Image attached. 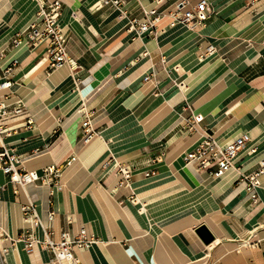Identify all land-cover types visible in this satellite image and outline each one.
Returning a JSON list of instances; mask_svg holds the SVG:
<instances>
[{
	"label": "crops",
	"instance_id": "0c3cea01",
	"mask_svg": "<svg viewBox=\"0 0 264 264\" xmlns=\"http://www.w3.org/2000/svg\"><path fill=\"white\" fill-rule=\"evenodd\" d=\"M60 1L67 52L80 65L75 81L66 65L48 69L43 43L13 44L35 18L36 1L0 0V81L12 82L7 103L25 106L0 119V145L27 170L58 167L62 186L52 197L39 182L15 194L0 168V245L7 249L0 264H48L47 249L28 252L17 240L31 230L22 214L28 202L53 240L82 226L97 240L86 250L74 247L81 264H264L262 243L236 251L250 239L264 241V171L252 192L243 178L264 159V0H206L208 18L193 28L172 23L167 12L179 1L199 0H164L156 34L140 37L117 10L97 9L98 0ZM124 8L130 17L143 16L134 0ZM208 44L216 51L200 59ZM85 113L98 132L88 143ZM191 114L202 119L198 131L187 133ZM202 131L221 144L250 135L235 161L240 173L213 177L185 162ZM118 165L131 167L127 184L120 185ZM202 224L214 236L209 244L195 232ZM32 230L43 236L39 226Z\"/></svg>",
	"mask_w": 264,
	"mask_h": 264
},
{
	"label": "built area",
	"instance_id": "2783aa9c",
	"mask_svg": "<svg viewBox=\"0 0 264 264\" xmlns=\"http://www.w3.org/2000/svg\"><path fill=\"white\" fill-rule=\"evenodd\" d=\"M38 5L35 18L16 36L13 44L21 43L24 39L29 48L43 43L45 49L43 52V59L45 60L48 69L53 70L66 65L69 69L70 76L76 80V73L80 67L76 58L69 55L66 48V36L59 24V16L61 14L62 2L60 0H35ZM130 0H98L95 7L97 9L102 7H110L118 11V19H127V29L134 31L135 35L140 37L145 34L155 35L156 25L161 20L165 12L159 11L157 5L164 0H151L154 6L146 8L137 2L141 9L142 18L130 17L128 11L124 8L125 4ZM172 19V23H181L189 28L202 25L208 18V5L206 0H199L193 6H189L187 1H179L175 7L167 12ZM75 17V14H73ZM216 51L213 44H208L202 48L199 53V58L203 59L212 55ZM9 68L4 70L5 74L9 73ZM151 72L143 77V81L151 79ZM179 88H184L185 84L177 83ZM12 82L6 76L0 81V119L7 114L21 113L25 106L21 100H17L12 104L7 103L8 95L11 91ZM7 92L2 93V91ZM85 118L81 121L82 140L88 143L98 132L94 129L90 122V117L85 113ZM200 115L191 114L185 122V131L192 133L198 131V123L201 121ZM32 121L29 119L28 121ZM2 126L0 125V132ZM251 140L247 132H243L225 144H221L208 131H202L200 138L196 144L184 154V160L188 164H193L197 169L208 170L213 177H221L230 170L239 172V168L235 165L237 155L240 150ZM256 148L250 146L248 153H254ZM75 160L72 156L65 164H69ZM22 159L14 151H10L5 145H0V168L12 184L14 193L16 194L20 188H23L28 183H41L49 186V194L52 197L55 191L61 189L59 181L60 169L54 165L46 166L39 174L35 170H27L22 166ZM120 173V185L127 184L130 180L131 167L128 165H118ZM264 171V159L260 161V166L257 171L250 175H245L243 178L248 181L246 190L252 192L258 185L257 177ZM240 173V172H239ZM148 175V173H146ZM253 202L258 201L257 193H251ZM51 203V200L49 201ZM131 202L138 203L136 197L131 198ZM54 209L51 208L48 212V218L52 219ZM23 220L29 223L31 230L18 237L24 244L26 251H31L36 245H40L50 252L48 264H81L79 258L74 252V247L79 250H86L90 245L97 242V240L88 235L85 227H80L77 233L71 235L68 231H62L58 240H53L50 236L49 230L41 223L40 217L36 212L34 205L28 202L22 206ZM39 226L43 231V236L38 238L33 233V228ZM6 238L9 236L3 233ZM16 240V241H17ZM15 241V240H12ZM264 241L258 238L250 239L249 241L239 245L236 251H240L244 247L260 246ZM13 244V243H12ZM7 249L0 245V258L4 261Z\"/></svg>",
	"mask_w": 264,
	"mask_h": 264
},
{
	"label": "water",
	"instance_id": "95a60500",
	"mask_svg": "<svg viewBox=\"0 0 264 264\" xmlns=\"http://www.w3.org/2000/svg\"><path fill=\"white\" fill-rule=\"evenodd\" d=\"M196 234L200 237V239L205 243L209 244L211 241H213L214 236L210 232V230L205 225H200L195 230Z\"/></svg>",
	"mask_w": 264,
	"mask_h": 264
},
{
	"label": "bare ground",
	"instance_id": "6f19581e",
	"mask_svg": "<svg viewBox=\"0 0 264 264\" xmlns=\"http://www.w3.org/2000/svg\"><path fill=\"white\" fill-rule=\"evenodd\" d=\"M182 123V122H181Z\"/></svg>",
	"mask_w": 264,
	"mask_h": 264
}]
</instances>
